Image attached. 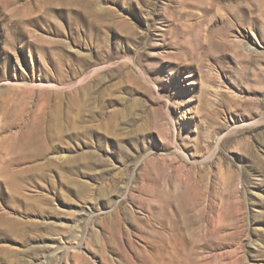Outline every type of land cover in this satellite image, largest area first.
<instances>
[{"label":"rangeland","instance_id":"obj_1","mask_svg":"<svg viewBox=\"0 0 264 264\" xmlns=\"http://www.w3.org/2000/svg\"><path fill=\"white\" fill-rule=\"evenodd\" d=\"M0 264H264V0H0Z\"/></svg>","mask_w":264,"mask_h":264}]
</instances>
